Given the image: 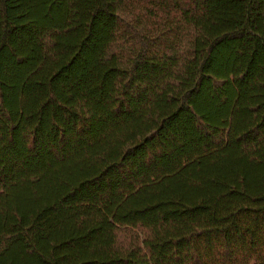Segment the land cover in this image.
<instances>
[{
  "label": "trees",
  "instance_id": "1",
  "mask_svg": "<svg viewBox=\"0 0 264 264\" xmlns=\"http://www.w3.org/2000/svg\"><path fill=\"white\" fill-rule=\"evenodd\" d=\"M0 264H264V0H0Z\"/></svg>",
  "mask_w": 264,
  "mask_h": 264
}]
</instances>
